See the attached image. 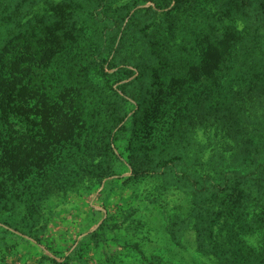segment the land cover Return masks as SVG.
Listing matches in <instances>:
<instances>
[{"label":"rangeland","instance_id":"rangeland-1","mask_svg":"<svg viewBox=\"0 0 264 264\" xmlns=\"http://www.w3.org/2000/svg\"><path fill=\"white\" fill-rule=\"evenodd\" d=\"M0 2L14 18L6 38L25 33L47 46L12 69L19 74L9 82L12 93L22 88L26 106L22 122L14 119L24 136L7 142L0 264H61L75 249L86 264H141L139 250L165 210L189 226L193 205L229 182L220 169L231 163L233 143L218 125L226 87L215 92L203 73L218 72L211 45L230 30L249 28L231 45L249 49L253 9L264 2L172 0L162 13L153 12L158 0ZM40 24L50 26L41 32ZM121 90L141 111L116 141L132 142L128 158L107 143L124 112ZM250 102L262 115L259 99Z\"/></svg>","mask_w":264,"mask_h":264},{"label":"trees","instance_id":"trees-1","mask_svg":"<svg viewBox=\"0 0 264 264\" xmlns=\"http://www.w3.org/2000/svg\"><path fill=\"white\" fill-rule=\"evenodd\" d=\"M171 2L158 0L153 12L162 13L161 9L169 7ZM243 17L245 15L242 13L234 16V19L241 21ZM13 20L12 17L9 20L6 11L0 10V199L8 198L10 187L6 183L7 176L11 175L7 156L11 146L7 142L9 138L24 136L22 127L14 119L22 122L25 98L20 87L17 93L11 92L9 82L18 77L16 73L19 74L12 72V69L23 61H36L39 55L47 51V46L39 43L42 37L31 35L32 39H36L28 41V35L24 33L6 38L9 23ZM251 21L254 26L250 28L249 49L231 46L238 43L249 28L247 31L242 28L237 32L230 30L221 40H215L218 45H211L218 57V72L203 73V79H207L211 85L215 84V92L226 87L222 90L224 98L218 125L233 143L231 163H221L223 169H220L224 170L225 176L229 175V182L225 187L221 180L205 175V178L212 179L225 189L216 192L212 200L204 199L193 205L197 214L191 216L189 226L178 222L183 218L179 214L165 210L156 229H153L152 237L149 240L148 236L144 242L146 246L139 250L141 264H264V101H260V97L264 99V6L253 9ZM48 26L40 24L39 30L44 32ZM121 76L124 80L128 79L126 72H122ZM48 86L57 89L54 85ZM118 95L122 99L124 112L117 117L107 143L109 153L113 146L120 156L127 155L128 158L135 153L132 142L118 147L116 141L128 130L129 119L139 113L140 104L139 108L132 105L123 90ZM255 97L259 99L263 111L260 116H256L257 111L250 102ZM200 106L203 108L205 105L202 103ZM193 151L197 152V149ZM139 173L140 176H147L150 170ZM6 226V233L12 235ZM158 232L166 237V247L155 243L154 234ZM19 239L30 241L21 234ZM80 242H77L78 248L81 247ZM39 249L45 252L44 248ZM74 251L70 255L68 250L59 258L62 260L59 263L86 264L80 251Z\"/></svg>","mask_w":264,"mask_h":264}]
</instances>
